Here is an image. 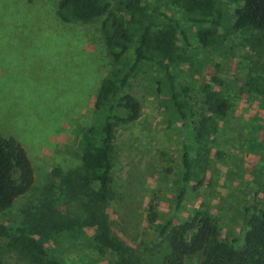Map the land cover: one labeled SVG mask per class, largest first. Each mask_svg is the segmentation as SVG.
<instances>
[{
	"label": "rangeland",
	"instance_id": "rangeland-1",
	"mask_svg": "<svg viewBox=\"0 0 264 264\" xmlns=\"http://www.w3.org/2000/svg\"><path fill=\"white\" fill-rule=\"evenodd\" d=\"M59 1L0 0V133L23 147L35 177L31 189L0 212V223L11 229L85 215V198L63 179L80 168L81 139L96 123V94L111 69L102 31L107 15L66 23L57 14ZM124 1L109 0L121 21L128 19ZM142 4L149 14L157 5L186 35L187 41L178 39L189 62L176 79L185 116L172 106L163 71L144 62L125 90L139 102L140 115L114 129L112 181L103 206L111 237L136 264H164L168 230L161 229L205 211L217 226V241L236 239L241 249L246 221L264 207V35L248 29L204 48L196 40L198 27L168 0ZM234 8L217 0L224 22ZM137 46L133 36L127 60ZM206 86L227 101L224 117L207 110ZM204 116L217 118V130L206 145L203 184L196 187L182 182L181 160L187 146L195 155L192 130ZM90 236L53 233L46 247L62 264L113 263L117 254L98 255ZM8 244L0 238L2 264H32ZM201 259L188 257L185 264Z\"/></svg>",
	"mask_w": 264,
	"mask_h": 264
},
{
	"label": "trees",
	"instance_id": "trees-1",
	"mask_svg": "<svg viewBox=\"0 0 264 264\" xmlns=\"http://www.w3.org/2000/svg\"><path fill=\"white\" fill-rule=\"evenodd\" d=\"M228 1L235 8L226 22L222 21L221 13L216 9L217 0H168V3L185 13L198 27L196 40L204 48L214 47L248 29L264 35V0ZM123 4L128 17L126 21L116 17L109 0H60L58 3L57 14L66 23H86L107 15L102 31L111 69L102 79L96 94V123L84 132L81 139L80 168L63 179L76 196L85 198V215L70 220L47 219L30 227L15 229L0 223V238L8 239L9 248L20 249L32 264H62L46 247L53 233L73 237L91 233L92 245L98 255L107 252L117 254L116 260L107 264H136L126 255L123 244L111 237L103 213L112 181L114 129L119 123L136 121L140 115L139 102L125 90L144 62L152 63L163 71L164 86L172 106L184 117L176 79L181 72L180 67L189 62V58L179 46V35L187 40L176 20L162 14L157 5L151 9V14L147 13L142 0H125ZM153 14L163 19H155ZM133 36L137 37L138 46L132 58L127 60ZM203 91L207 110L224 117L227 101L208 86L203 87ZM216 119L204 116L192 130L197 150L193 157L189 155L188 146L183 150V183L195 182L196 187L203 184V162L208 154L206 145L217 130ZM34 180V171L23 147L0 133V212L9 209L18 197L26 194ZM261 188L264 190V184ZM184 193V190L178 192L179 202L183 200ZM168 226L161 229L163 234L168 230L169 253L164 264H185L186 258L196 255L202 256L197 264H264V207L246 221L241 249L235 248L236 239L230 243L217 241V226L205 211H196L184 224Z\"/></svg>",
	"mask_w": 264,
	"mask_h": 264
}]
</instances>
